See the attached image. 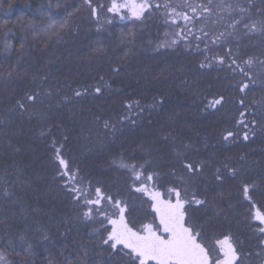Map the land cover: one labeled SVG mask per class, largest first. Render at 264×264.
<instances>
[{
	"label": "trees",
	"instance_id": "obj_1",
	"mask_svg": "<svg viewBox=\"0 0 264 264\" xmlns=\"http://www.w3.org/2000/svg\"><path fill=\"white\" fill-rule=\"evenodd\" d=\"M226 2L246 11L214 7L183 39L163 7L136 20L108 12L111 0H0V253L9 264H125L59 163L90 196L99 187L126 203L139 225L154 215L151 201L114 163L121 158L161 192L186 187L202 201L185 205L191 221L209 243L230 235L236 264L264 262V225L253 219V205L264 212V0Z\"/></svg>",
	"mask_w": 264,
	"mask_h": 264
},
{
	"label": "snow or ice",
	"instance_id": "obj_2",
	"mask_svg": "<svg viewBox=\"0 0 264 264\" xmlns=\"http://www.w3.org/2000/svg\"><path fill=\"white\" fill-rule=\"evenodd\" d=\"M89 3L90 0H85ZM102 7V6H101ZM164 8L166 23L170 22L178 26L177 36L186 39L182 36L185 30L191 33L192 28L197 22L207 20L214 12V7L224 11L239 10L243 13L245 8L239 4L227 3L226 0H218L214 5V0H207V3H197L195 0H166L163 5H152L149 0H111L107 11L113 14L125 13L121 15V19L134 18L141 20L144 13L150 8ZM93 15L96 14V9H92ZM190 13V14H189ZM207 14V15H206ZM223 17H221L222 19ZM179 21H183V25H179ZM240 20H234L229 26L235 27L240 23ZM215 23V21H213ZM248 27L247 24L244 25ZM253 30L256 29V24L252 25ZM261 30H264V21L260 23ZM200 31L204 36H209V32L201 28ZM221 36L224 33L220 34ZM199 39V37H196ZM176 43L175 40L172 41ZM215 43V41H213ZM221 63L223 60L221 59ZM236 63L235 60L232 61ZM245 63L251 67L252 59H248ZM239 67V65H237ZM240 71L245 76L249 73L244 68ZM248 84H243L240 88L244 91ZM99 91V88L96 89ZM76 96H80L81 92L76 91ZM36 97L29 95L27 99L33 101ZM223 97L214 100L210 106L220 104ZM243 104V100L240 101ZM21 108L24 104L20 103ZM243 115V114H242ZM107 127V124L105 125ZM232 133L229 132L228 136ZM247 138V134L245 136ZM179 155V154H178ZM59 158V157H58ZM60 165L65 169L60 175L64 176L65 187L75 193L76 200H82L85 205H95V215L100 219V229L106 236L102 237V243L108 245L114 252L122 253L126 258L125 264H236L238 253L230 235H225L220 238H215L209 243L203 236L202 229L191 221L186 204H191L193 201L196 204L202 201L195 199L193 195L191 199L187 188L181 192L179 187H169L166 192H161L152 183L153 175L144 176L143 166L129 164L121 158L118 166L127 169L131 172L134 181H140L139 186H135V191L143 193L151 201L150 208L154 215L150 219L141 222L139 225L125 215L126 203H122L119 199H113L112 196H105L99 187L95 189V196L89 195V188H86L81 183V178L76 172L68 170V165L64 159H59ZM189 172L198 171L199 166H193L191 163L183 165ZM143 177V178H142ZM248 187H244L245 198L248 199ZM102 201H106V206H101ZM253 219L264 225V212L253 205ZM93 208L89 207L84 212V217L87 219L93 218ZM110 225V228L107 227ZM264 232V227L259 229ZM0 264H9L6 257L0 253Z\"/></svg>",
	"mask_w": 264,
	"mask_h": 264
},
{
	"label": "rangeland",
	"instance_id": "obj_3",
	"mask_svg": "<svg viewBox=\"0 0 264 264\" xmlns=\"http://www.w3.org/2000/svg\"><path fill=\"white\" fill-rule=\"evenodd\" d=\"M256 264H264V262L263 261H261V262L259 261V262H256Z\"/></svg>",
	"mask_w": 264,
	"mask_h": 264
}]
</instances>
